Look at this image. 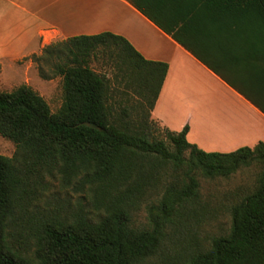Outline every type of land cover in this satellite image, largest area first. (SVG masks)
I'll return each mask as SVG.
<instances>
[{
	"label": "trees",
	"instance_id": "trees-1",
	"mask_svg": "<svg viewBox=\"0 0 264 264\" xmlns=\"http://www.w3.org/2000/svg\"><path fill=\"white\" fill-rule=\"evenodd\" d=\"M129 1L264 114V0H197L200 11L185 18L199 20L205 10L235 26L230 36L238 39L229 45L242 64L241 81L193 50L182 18L154 16ZM53 56L62 88L56 111L26 83L0 91V135L15 145L12 156L0 154V264H141L160 251L167 229L204 216L200 177L230 178L251 166L252 187L232 194L228 232L194 242L171 264H264V141L205 151L187 140V125L173 131L152 119L167 64L145 59L122 36H73L34 55ZM91 60L108 63L110 74L94 70ZM54 175L86 205L79 202L64 220H38L34 248L22 253L9 226L27 212L43 178ZM147 199L146 226L135 227L132 214Z\"/></svg>",
	"mask_w": 264,
	"mask_h": 264
},
{
	"label": "crops",
	"instance_id": "crops-1",
	"mask_svg": "<svg viewBox=\"0 0 264 264\" xmlns=\"http://www.w3.org/2000/svg\"><path fill=\"white\" fill-rule=\"evenodd\" d=\"M135 1L151 15L182 18L183 37L193 50L224 76L241 81L242 64L233 59L234 52L229 45L230 40L238 39L230 36L233 24L223 18H211L205 10L199 20L187 22L185 18L191 16V10L201 9L202 2L197 0ZM101 32L122 36L145 59L167 64L165 78L150 111L152 119L173 131L187 125V140L205 148L202 138L194 135H203L209 140L212 131L222 126L231 133L230 139L235 137L234 128L227 122L225 126L214 117L212 122L207 118L208 113L217 110L216 99L225 97L258 120V134L251 143L264 141V114L129 0H0V70L4 72L24 57L39 54L53 42ZM250 141L205 151L229 152Z\"/></svg>",
	"mask_w": 264,
	"mask_h": 264
},
{
	"label": "rangeland",
	"instance_id": "rangeland-1",
	"mask_svg": "<svg viewBox=\"0 0 264 264\" xmlns=\"http://www.w3.org/2000/svg\"><path fill=\"white\" fill-rule=\"evenodd\" d=\"M39 54H35V56ZM43 58L36 59L34 55H31L16 62V65L6 67L4 72L0 70V91H10L14 87L26 83L44 97L52 111H56L62 100V88L61 77L53 76V64L60 59L55 56ZM89 64L96 71L110 74L111 67L106 62L101 64L100 60H91ZM39 67H41V71L38 70ZM42 74L48 77L52 76V78H42ZM131 93L132 98L135 99V95L133 92ZM218 101L220 102L218 103ZM216 103L217 110L213 114L208 113V120L212 122V117H214L220 121L221 125L227 126L228 124L234 128L233 135L235 137L230 139L228 135L231 133L222 126L212 131L209 140H205L201 133V137L194 135L193 137L202 138V142L204 141L205 148L201 147V149L228 148L241 141H250L258 134L260 124L250 112H244L231 101H227L225 97H219L216 99ZM219 105L221 107L218 109ZM226 122L227 124H225ZM158 125L160 126L159 123ZM248 143L246 145H253L251 141ZM14 151V143L0 135V154L10 157ZM256 171L257 168L251 166L248 169L239 170L230 178L218 177L206 180L200 177V192L206 207L204 216L197 223L191 222L175 229H167V237L160 251L141 264H171L173 260H176L178 254L183 253L191 245L194 246V242L206 243L205 239L210 236L226 234L230 227L229 206L236 199L232 194L236 193L241 196L244 190L252 187ZM82 197L81 193H74L71 188L63 186L57 175L45 176L42 183L37 185L35 198L29 204L27 212L10 224V242L18 251L30 255L34 248V225L38 220H64L71 214L70 212L75 211L79 202H87ZM147 201L148 199L134 210L131 217L133 226H146L145 204ZM84 205L86 204L84 203ZM84 209L86 208L84 207Z\"/></svg>",
	"mask_w": 264,
	"mask_h": 264
}]
</instances>
